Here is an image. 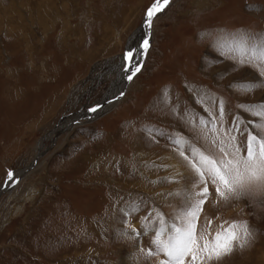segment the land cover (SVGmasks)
<instances>
[{"label": "rangeland", "instance_id": "obj_1", "mask_svg": "<svg viewBox=\"0 0 264 264\" xmlns=\"http://www.w3.org/2000/svg\"><path fill=\"white\" fill-rule=\"evenodd\" d=\"M153 3L0 0V188L64 118L103 101L114 77L97 74L120 61ZM152 30L144 68L121 101L56 144L45 141L38 165L1 196L0 264H159L156 213L166 238L194 175L180 151L219 156V139L232 130L243 152L245 127L264 135L256 127L264 118L240 107L264 103V78L230 50L234 38L264 36V0H170ZM249 81L260 86L238 87ZM208 186L197 235L236 220L247 221L252 238L205 264H264V194L225 201Z\"/></svg>", "mask_w": 264, "mask_h": 264}, {"label": "snow or ice", "instance_id": "obj_2", "mask_svg": "<svg viewBox=\"0 0 264 264\" xmlns=\"http://www.w3.org/2000/svg\"><path fill=\"white\" fill-rule=\"evenodd\" d=\"M169 2L170 0H154V3L147 9L144 24L149 31L146 32L139 47L129 49L125 55L126 61H129L128 80H132L141 70L142 63L139 58L146 54L150 46L149 35L153 18ZM230 50L238 53L241 64L247 57L248 63L254 64L259 76L264 78V36L253 38L245 35L234 38ZM259 86L260 82L256 81L238 84V87L245 91H251ZM98 107L101 106L97 105L90 111H96ZM240 107L248 111L256 110L254 115L264 118V103L242 104ZM224 113V102L221 100L219 103L221 118ZM200 123L206 124L207 121L201 118ZM233 123L235 125L233 130L238 131L241 124L240 118L236 117ZM256 127L264 128V120ZM212 131L217 132L215 124H213ZM231 131L224 130V138L219 139L217 145L221 153L219 156L205 154L192 148L190 158L185 155L184 151H180L179 154L188 161L194 172L191 183L196 185V190L192 191L189 188L190 195L179 214L180 222L171 225L166 238H162L166 231L165 221L161 213H156L160 227L156 230L152 243L155 245L156 252H162L166 256V259H161L159 264H205V261L221 260L224 256L230 255L236 247L244 248L249 244L252 232L247 221H222L214 234L205 229L200 232L199 236L197 235L198 220L211 194L209 181L215 186V193L225 201L233 198L239 199L244 195L264 194V135L254 134V131H249L245 127L247 131L246 148L242 152L241 146L236 143L237 137L232 135ZM174 142L181 148L185 143L181 139H176ZM213 144H216V139H213ZM12 175L10 172L9 177L11 178ZM207 223L210 229L212 221L209 220ZM153 254V249L150 248L147 255L150 257Z\"/></svg>", "mask_w": 264, "mask_h": 264}, {"label": "bare ground", "instance_id": "obj_3", "mask_svg": "<svg viewBox=\"0 0 264 264\" xmlns=\"http://www.w3.org/2000/svg\"><path fill=\"white\" fill-rule=\"evenodd\" d=\"M148 31L149 30L145 28V24L143 22L142 26L139 27L136 30V32L134 33V35L129 38V43H128V46L126 49V53L129 51V49H135V48L139 47V45L141 44L142 40L145 37L146 32H148ZM152 32H153V30L151 27L150 35H149V43L150 44L152 41ZM148 50H149V47H148ZM148 50L143 57L139 58L140 62L142 63V67L138 73H140L144 68V64H145V61H146L147 56H148ZM126 53L121 56L120 61L118 63H114V64L111 63L112 65H110V66L107 65V67L104 69V71L102 73L97 74V76H96L97 80H101V79L103 80V78H105L107 76H108L107 78H109V76L114 77V79L110 85L109 90L107 91L106 95L103 98V101L96 104V106L100 105L101 107H98L96 111H90V109H92V108H89V109L84 110L83 112L79 113V115L73 114L70 117H66L60 122V124L56 127V129H54L47 136L45 135V137H43V139L39 142V144L36 148V153L33 157V159H35V160H32L26 168L16 170L14 173H12L13 175L11 178L8 177L6 183H4L3 186L0 188V198L4 193L11 194L13 192V190L18 186L19 182L20 181L22 182V180H24L27 177L29 170L34 169L38 165V159L41 157V155L45 154V150H43L42 148L45 147L47 141L51 140V142H53V144H56L58 136H60L62 133L69 134L72 131V129L74 128V124L79 123V121H81L82 123H85L88 121H95L96 119H98L104 113L108 112L110 109H112L114 106H116L121 101V99L125 96V94L134 85L137 74H138L137 73L133 77L132 80L127 79V76L130 74V71L127 70L129 61H126V59H125ZM121 93H122V95H121ZM41 160H42V158H41ZM172 161H173L174 165H176L178 167H182V162L179 161V159L177 157H175L174 155L172 157ZM193 176H191V178H188L189 179L188 184H189L191 190L195 191L196 185L191 183ZM16 178H20V180H18V182L16 184L11 186V184L14 182L13 180ZM150 260H151V258H150Z\"/></svg>", "mask_w": 264, "mask_h": 264}, {"label": "water", "instance_id": "obj_4", "mask_svg": "<svg viewBox=\"0 0 264 264\" xmlns=\"http://www.w3.org/2000/svg\"><path fill=\"white\" fill-rule=\"evenodd\" d=\"M18 180H20V178H16V179H14L13 181V183L11 184V186H13L14 184H16L17 182H18ZM7 181V180H6ZM6 183V182H5Z\"/></svg>", "mask_w": 264, "mask_h": 264}]
</instances>
